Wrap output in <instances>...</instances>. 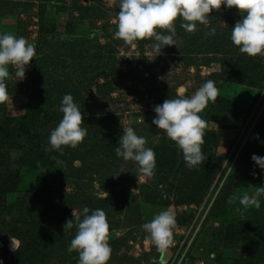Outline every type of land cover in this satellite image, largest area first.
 <instances>
[{"label": "rangeland", "instance_id": "obj_1", "mask_svg": "<svg viewBox=\"0 0 264 264\" xmlns=\"http://www.w3.org/2000/svg\"><path fill=\"white\" fill-rule=\"evenodd\" d=\"M20 115L0 264H264V0H0Z\"/></svg>", "mask_w": 264, "mask_h": 264}, {"label": "trees", "instance_id": "obj_2", "mask_svg": "<svg viewBox=\"0 0 264 264\" xmlns=\"http://www.w3.org/2000/svg\"><path fill=\"white\" fill-rule=\"evenodd\" d=\"M248 66L252 63L251 66H253L255 64V62H251V59H248ZM248 69L244 70L243 72V77L246 75V71ZM241 75V76H242ZM233 77V76H232ZM231 77V78H232ZM242 78V77H241ZM241 78H235L233 80H241ZM20 124L25 127V126H30L32 124H34V117H31L30 115H20V116H7L5 118H3L0 121V134H6V136H4L5 138H10L11 135H9L11 132H15L18 130ZM104 128V127H101ZM172 151L175 152V150L173 149ZM172 151L169 153L171 154ZM176 153V152H175ZM42 158H40L41 160ZM168 170H166L163 174H165ZM14 174H12L11 176H13ZM10 180V181H9ZM9 180H3V182H8L9 184H11V178H9ZM4 187V189H8V187H6L5 185H2ZM200 187V188H199ZM205 185H198L197 187V191L193 192V193H197V194H201V192L204 190ZM25 211V210H24ZM33 211H35V209L33 208ZM32 213V212H31ZM51 214H53L54 216L52 217ZM55 212H52L50 209L49 210H45L41 213V216L44 218L45 221L47 222H53L55 219ZM62 220V219H61ZM61 220H59V223L61 222ZM36 239V236L33 235V240Z\"/></svg>", "mask_w": 264, "mask_h": 264}, {"label": "water", "instance_id": "obj_3", "mask_svg": "<svg viewBox=\"0 0 264 264\" xmlns=\"http://www.w3.org/2000/svg\"><path fill=\"white\" fill-rule=\"evenodd\" d=\"M12 245L14 246V245H15V243H12Z\"/></svg>", "mask_w": 264, "mask_h": 264}]
</instances>
